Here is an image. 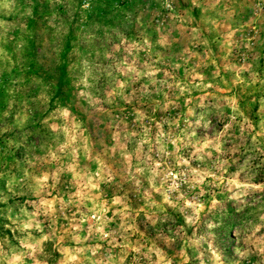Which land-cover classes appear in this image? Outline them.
Instances as JSON below:
<instances>
[{"label": "rangeland", "instance_id": "rangeland-1", "mask_svg": "<svg viewBox=\"0 0 264 264\" xmlns=\"http://www.w3.org/2000/svg\"><path fill=\"white\" fill-rule=\"evenodd\" d=\"M202 103L239 151L166 201L138 162ZM250 155L264 183V0H0V241L30 233L25 264H264V199L237 212L229 183Z\"/></svg>", "mask_w": 264, "mask_h": 264}, {"label": "clouds", "instance_id": "clouds-1", "mask_svg": "<svg viewBox=\"0 0 264 264\" xmlns=\"http://www.w3.org/2000/svg\"><path fill=\"white\" fill-rule=\"evenodd\" d=\"M152 74L154 75V73ZM200 107L203 111L201 112L199 119L196 120L195 126H193L190 121L185 122L187 127L192 129L191 132L184 129L179 135H175L174 137L169 136L167 140L165 139V134L163 132H160L157 135L155 139V147L157 155L160 158L159 163L152 160L151 155H148L146 159L152 160L151 165L146 164V161H139L137 165V171L144 172L147 170L151 173L149 180L154 186L156 178L158 176L161 177L159 187L156 190L164 195L166 201L171 202L173 199L172 194L178 193L179 195L176 197L177 204H179L180 201H183L185 206L189 203L187 199L188 192H181V186L186 185L187 190H193L198 187L199 184L194 182L193 178L200 174L201 169L204 170L206 176L210 175L213 177L212 183H216L220 180V176H217L213 169H216L222 175L227 171L229 160L232 159V156H230L229 153L235 154L239 151L238 145H232L230 148H225L224 144L227 140L219 135L211 139L209 138V131L214 128L212 119L209 117L213 114L215 105L209 106L202 103ZM189 114L194 115L195 113L192 109H189ZM197 129H201L200 138L197 137ZM148 133L149 129L145 128L144 137L140 143L148 144V152L151 153L153 145ZM225 135H227V133H225ZM169 142L173 144V150L171 152H169L167 148V143ZM189 147L194 148L195 150L189 152L187 156L182 155L181 149H188ZM255 148L256 144L254 138L253 149ZM166 158L173 159L175 163L173 165L165 164L164 162ZM254 158V156H248L244 161L243 166L239 167L238 172L229 178V183L239 192V199L236 203L237 212H242L244 207L250 206L247 199L249 196L253 197L251 201L252 205L259 203L260 199H264V197L257 198L255 196V193H264V183H252L254 174L251 171L252 164L250 162ZM141 165H143V167H141ZM241 173H243V176H241ZM228 199H232V197L229 196ZM258 212L261 213L258 216L259 223L249 222L253 236L256 232H259L261 228H264V205L258 209ZM29 226V224H24L23 226L19 224L17 225L22 233ZM34 226L39 227V224ZM208 226L209 228H212L215 225L209 224ZM5 227H8V225H5ZM31 239L33 238L29 233L21 240V247L11 245L7 239H5V241H0V264H25L26 258H34L32 256V251L28 246V241ZM246 239L250 240L251 237H247L246 235ZM39 243V241L36 242L37 247L39 246ZM5 244L8 245L7 249L5 248ZM210 251H212L213 258L215 259L217 256L215 249L210 247ZM260 251L264 253V248H261ZM235 253L241 259H244L247 258L249 250L237 247ZM169 264H171V261H169ZM201 264H203V261H201ZM236 264H239V261H237Z\"/></svg>", "mask_w": 264, "mask_h": 264}]
</instances>
